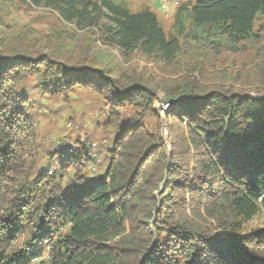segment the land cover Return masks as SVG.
I'll use <instances>...</instances> for the list:
<instances>
[{"label": "trees", "instance_id": "trees-1", "mask_svg": "<svg viewBox=\"0 0 264 264\" xmlns=\"http://www.w3.org/2000/svg\"><path fill=\"white\" fill-rule=\"evenodd\" d=\"M263 211L264 0H0V264H264Z\"/></svg>", "mask_w": 264, "mask_h": 264}, {"label": "rangeland", "instance_id": "rangeland-1", "mask_svg": "<svg viewBox=\"0 0 264 264\" xmlns=\"http://www.w3.org/2000/svg\"><path fill=\"white\" fill-rule=\"evenodd\" d=\"M121 1V0H117ZM129 3L130 7L133 9V11H138L141 6L145 5L146 3H151L150 6H154L155 0H124ZM196 1V0H194ZM174 7H170L168 9H162L159 6H155V10L158 13L159 19L164 25L165 29L169 31V28L171 26V20L174 15ZM90 99L86 98L85 102L87 104L84 105H78L77 101L70 104L69 102L64 101L63 99H59L55 102H49L47 107L43 108V116L40 117L42 127L46 130L51 132L53 139L55 138V134L58 131H62L63 133H67L71 131L74 135H77L78 130L80 131V134H85L89 131V129H92L95 121H97L98 118H96V113H94V105L89 104ZM80 103H83V100L79 101ZM164 100L161 99L160 101L156 102L154 107L160 115L162 116V122L164 124L163 132L165 138H167L168 130L166 128V112L161 111V103H163ZM169 103L168 101H166ZM69 113L75 114V119L73 124L69 122L68 119ZM61 126L62 128H59ZM170 147V144H169ZM264 223V211L260 213L258 216H256L251 224L253 225H261Z\"/></svg>", "mask_w": 264, "mask_h": 264}, {"label": "built area", "instance_id": "built-area-1", "mask_svg": "<svg viewBox=\"0 0 264 264\" xmlns=\"http://www.w3.org/2000/svg\"><path fill=\"white\" fill-rule=\"evenodd\" d=\"M186 0H175V2H171L170 0H155L154 1V7L157 5L159 7H161L162 9H168L170 7H176L178 4H180L181 2H184ZM170 104L169 103H161V111H165L168 110L170 108Z\"/></svg>", "mask_w": 264, "mask_h": 264}, {"label": "crops", "instance_id": "crops-1", "mask_svg": "<svg viewBox=\"0 0 264 264\" xmlns=\"http://www.w3.org/2000/svg\"><path fill=\"white\" fill-rule=\"evenodd\" d=\"M172 3L175 2V0H170ZM145 5H151V3H146ZM157 6V5H156ZM153 8H155L154 6H151Z\"/></svg>", "mask_w": 264, "mask_h": 264}, {"label": "water", "instance_id": "water-1", "mask_svg": "<svg viewBox=\"0 0 264 264\" xmlns=\"http://www.w3.org/2000/svg\"><path fill=\"white\" fill-rule=\"evenodd\" d=\"M164 103H167L166 101H164Z\"/></svg>", "mask_w": 264, "mask_h": 264}]
</instances>
